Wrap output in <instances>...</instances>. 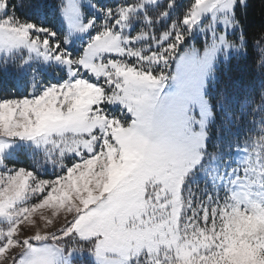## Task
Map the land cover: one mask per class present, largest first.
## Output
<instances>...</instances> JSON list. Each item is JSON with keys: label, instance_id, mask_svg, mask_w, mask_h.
Here are the masks:
<instances>
[{"label": "snow or ice", "instance_id": "1", "mask_svg": "<svg viewBox=\"0 0 264 264\" xmlns=\"http://www.w3.org/2000/svg\"><path fill=\"white\" fill-rule=\"evenodd\" d=\"M0 264H264V0H0Z\"/></svg>", "mask_w": 264, "mask_h": 264}, {"label": "trees", "instance_id": "2", "mask_svg": "<svg viewBox=\"0 0 264 264\" xmlns=\"http://www.w3.org/2000/svg\"><path fill=\"white\" fill-rule=\"evenodd\" d=\"M257 22H258V18H257Z\"/></svg>", "mask_w": 264, "mask_h": 264}]
</instances>
